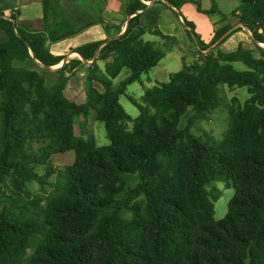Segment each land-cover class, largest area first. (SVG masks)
Returning a JSON list of instances; mask_svg holds the SVG:
<instances>
[{
	"label": "trees",
	"instance_id": "1",
	"mask_svg": "<svg viewBox=\"0 0 264 264\" xmlns=\"http://www.w3.org/2000/svg\"><path fill=\"white\" fill-rule=\"evenodd\" d=\"M143 1L150 0H127L124 12L132 17L122 36L75 50L86 59L102 43L116 48L104 73H89L86 100L79 104L64 96L62 83L49 92L36 72L14 68L11 61L29 57L30 50L42 65H55L59 58L45 53L44 43L75 35L92 22L74 28L62 17L58 0H41L42 28L31 33L0 9V30L7 35L0 43V264H264V48L257 46L259 58L240 48L203 55L193 25L177 13L199 56L167 82L143 89L142 104L127 96L138 110L131 118L119 96L164 56L141 39L144 29L137 21L147 7ZM161 1L174 12L190 2L206 13L194 1ZM237 1L239 25L253 43L264 44V0ZM233 30H217L211 43ZM122 69L127 75L113 84ZM93 79L102 92L91 86ZM219 84L245 88L248 97L229 109L222 140L196 137L190 129L214 108ZM187 109L190 115L178 128ZM90 110L109 145L96 147L74 135V120L86 119ZM32 142L44 146L27 153ZM67 150L74 161L59 172L53 192L45 199L31 196L25 183L42 188L49 175L37 174L31 165ZM126 172H137L139 183L115 199L122 189L119 175ZM212 181L234 189L225 217L217 221L212 203L219 192L207 190ZM135 196L142 198L130 205ZM127 209L129 219L121 214Z\"/></svg>",
	"mask_w": 264,
	"mask_h": 264
},
{
	"label": "crops",
	"instance_id": "2",
	"mask_svg": "<svg viewBox=\"0 0 264 264\" xmlns=\"http://www.w3.org/2000/svg\"><path fill=\"white\" fill-rule=\"evenodd\" d=\"M188 1L199 3L201 11L206 12H199L200 15L198 16L197 21L192 20L191 22L188 20L193 25V32L196 35L197 40L204 46V49L202 50L203 55L210 53L215 54L217 51L228 53L240 48L241 50L250 53L253 58H259L257 46L264 48V44L258 43L256 45L253 43L250 38V33L239 25L237 18L238 12L236 11L237 6H234L228 13H224L219 9L215 0ZM143 2L150 3L147 4L145 11L138 12L139 18L137 22L139 26L144 29L141 39L152 43L156 47L158 45L164 47L163 57H166V55L170 53L171 55H174L175 58L179 59L182 65L185 64L188 66L193 64L195 57L199 56V51L194 44L184 37L182 33L184 29L180 28L182 24L181 19L163 18L159 13L154 12V10L152 11V9L161 4L160 0ZM126 3L127 0H58L57 7L61 12L62 17L71 26L78 28L87 22H92V24L75 35L56 42L46 41L44 43L43 48L45 53L53 58H59V62L55 65H42L33 57L30 50H28L29 57L23 60L14 59L11 61V65L14 68L36 72L41 78H43L45 89L53 88L52 91H55L61 85L63 80L67 79L69 74L66 72L74 71V69H71V71L61 70L69 63L81 66L82 69H85V72H89L88 69L92 68V64H94L97 72L104 73V66L112 61L116 53V48L103 46L102 43L94 51V54L86 59L75 50L86 44L107 42L122 36L126 30L127 21L132 17V15H127L125 12L123 16L122 5H124V11ZM188 3L190 2L181 4L179 8L184 9ZM0 9L3 16L6 18L9 17L11 9L17 10L15 21L24 31L36 33L42 28L41 0H0ZM36 22L41 25L37 29L32 26V24ZM225 26H230L234 30L223 41L219 43H211L215 32ZM154 31L160 32L164 36H168V43L163 45L161 38L156 35ZM152 36H154V38H151ZM6 40L7 35L0 30V43L5 42ZM158 62L148 71V73H153V75H151L153 80H156V75L155 72L151 71L158 67ZM182 65L180 69L175 72L180 71ZM231 66L238 71L246 70V67L240 62H231ZM241 66L243 68H241ZM175 72L168 73L167 80L169 76ZM149 82H151V80ZM147 84L149 83H146L145 86L142 85L143 89L153 86ZM143 89L141 96L143 94ZM129 97L134 99L132 96Z\"/></svg>",
	"mask_w": 264,
	"mask_h": 264
},
{
	"label": "rangeland",
	"instance_id": "3",
	"mask_svg": "<svg viewBox=\"0 0 264 264\" xmlns=\"http://www.w3.org/2000/svg\"><path fill=\"white\" fill-rule=\"evenodd\" d=\"M151 1V0H150ZM161 4L156 6L152 11L159 13L163 18H177V13L180 14V18H184L186 21H197L200 13L197 11L196 6L193 3H188L184 9L178 8V12H174L167 4L163 3L160 0ZM219 9L228 13L234 6H238L237 0H215ZM144 3V2H143ZM150 3V2H149ZM149 3H144L146 6ZM124 7V5H122ZM122 7V13L124 16V11ZM17 17V10L11 9L9 16ZM54 20H57L55 18ZM188 21V22H189ZM34 28H39L41 25L36 22L33 23ZM180 28L184 29L181 24ZM184 37L187 38L192 44H194L190 38L187 36V33L184 29L182 32ZM150 37V36H149ZM151 38H154L152 36ZM163 45L168 43V40L161 39ZM195 46V45H194ZM157 47L163 49L161 45ZM198 57H195V60ZM194 60V62H195ZM181 62L179 59L175 58L174 55L170 53L166 57H162L158 62V67L153 69L151 72H155L156 80L151 78L153 73L142 74L139 82H134L127 87L125 95L119 96V103L125 112L132 118L136 117L138 110L136 106L129 102L127 96H132L136 103L142 104L141 102V93L143 86L146 83L147 85H154L156 83H162L167 81L168 73L175 72L180 69ZM241 68H243L241 66ZM73 72L68 73L67 79L63 80V94L64 96L73 101L74 103H84L85 95L87 90V77L89 73H93L95 76H99L96 68H90L85 72V69H82L81 66L69 63L61 70H68ZM62 72V71H61ZM127 75V70L124 69L121 73L115 78L112 79L113 84H117ZM149 79V80H148ZM151 80V82H149ZM157 81V82H156ZM50 84V83H49ZM91 86L95 88L98 92H102L103 88L101 85L94 79L90 82ZM52 85V84H50ZM53 88H48L47 91H52ZM248 97L245 88H232L229 89L223 84L217 86V96L214 101V108L207 113L203 118L197 120L190 129V133L196 137H211L215 141H220L223 139L226 130L229 124V114L228 111L230 108H235L237 105L241 106L243 102ZM190 115V109H187L184 115L179 118L178 128H183L185 119ZM131 124L127 125V129L130 130ZM73 132L75 136H80L85 140H90L93 142L94 146L101 147L109 145V141L106 137L103 124L95 120L94 111L90 110L89 115L86 119L78 118L73 122ZM44 145L39 142H32L26 147L27 153H38L39 150ZM74 161V152L72 150H67L63 152H58L50 155L44 164H33L31 165L33 170L39 174L43 175L45 172H49V175L45 179V184L42 188L33 181L26 182L25 188L28 190L31 196L40 195L42 199H45V196L50 195L54 188L57 185L58 174L65 167L71 166ZM120 178L122 179V189L121 191L114 196L115 199H122L127 189H133L139 183V175L137 172L121 173ZM9 187L7 190H11V185L8 180H6ZM210 188H215L218 190L216 199L213 201V220L217 221L223 219L227 213V204L234 195V189L232 187H225L219 181H212L207 190ZM215 194V193H214ZM141 196H135L132 198L130 205H132L137 200L141 199ZM45 203L42 200V204ZM122 217L129 219L131 212L127 210L122 211ZM30 252V250H28Z\"/></svg>",
	"mask_w": 264,
	"mask_h": 264
},
{
	"label": "built area",
	"instance_id": "4",
	"mask_svg": "<svg viewBox=\"0 0 264 264\" xmlns=\"http://www.w3.org/2000/svg\"><path fill=\"white\" fill-rule=\"evenodd\" d=\"M200 53H203V51H202V50H200Z\"/></svg>",
	"mask_w": 264,
	"mask_h": 264
}]
</instances>
